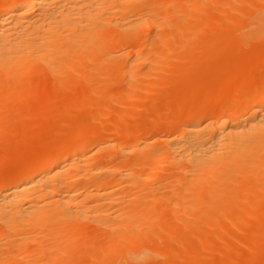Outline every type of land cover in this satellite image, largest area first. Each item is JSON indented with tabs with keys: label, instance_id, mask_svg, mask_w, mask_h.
I'll list each match as a JSON object with an SVG mask.
<instances>
[{
	"label": "bare ground",
	"instance_id": "1",
	"mask_svg": "<svg viewBox=\"0 0 264 264\" xmlns=\"http://www.w3.org/2000/svg\"><path fill=\"white\" fill-rule=\"evenodd\" d=\"M229 1L223 0L220 4L221 0H164L161 1V4H156L154 0H0V131L3 130L1 128L5 127L6 121L2 124L3 119H10L17 112L15 109L18 107L13 106L15 101H20L23 98L34 97L37 100L42 98L45 106L43 108L42 105L38 108L40 109L39 115L36 112L37 105L33 109L36 114H33V111L25 113L28 110L27 107L26 111L24 109L22 112L20 111V115H25L24 117L21 116L24 119L18 118L22 120V122L19 121L20 123H17L18 119L17 121L15 119L16 114L13 116L14 118H11L13 123L15 121L14 128H11L12 120H10L11 125L9 124L8 128H10V132L13 131L14 133H10L7 129L5 132L10 133L13 138L21 142H23L21 138L25 141V136L27 137L29 133L40 130L38 118L46 113L48 114L46 116L51 118L60 113L70 114L75 109L83 112L89 109L88 107L92 104L94 97L97 102L95 103L94 100L93 102L98 108L95 109L96 115L98 110L102 111L99 113V118H95V126L88 120L81 123L78 121L77 133L73 136L74 139L77 138V141L74 142L71 140L72 137L71 139L67 137V134L68 136L70 134L67 132L70 130L65 128L64 131H59L60 134L52 142L27 143L29 150L21 151L16 155L19 168L16 175L9 173V171L7 175L0 170V264H73L76 261V259L73 260L74 249L79 245L83 236L80 237L81 232L87 231V229L94 231L96 236L98 235L103 241V245L101 241V246L97 245L100 247L96 249L99 255H96L95 259L98 261H92L94 257H90L93 263L86 261L87 264L96 262L97 264H111L113 256L115 261L116 259L122 260L123 264H146L156 255L151 249L154 244L151 247L147 244L148 242L154 243L156 236L163 238L158 234L159 231L161 234L165 231L163 235L170 231L173 236H176L175 239L171 238V240L180 241L179 244L182 243L181 245L184 244L185 247L180 245L181 248L179 249L183 255L185 249L188 250L189 241L190 243L191 240L193 241L194 230H200L199 235L201 233L205 237V232L212 230L220 232L224 228L227 230L225 226L236 228L235 225L239 227L241 223H247L249 219L257 221L256 217L262 219L259 221L263 222L264 225L263 203L261 205V201L264 202V76L260 74L258 69L260 65L255 69V64H253L256 61L259 64L261 61L264 62V56L256 58L259 57L257 56L259 55L257 48L261 46L259 43H264V0H248L251 5L244 0H236L239 2L238 5L246 4L247 9L251 6V10L246 9L249 12L245 11L247 12L245 16L249 20L253 19L252 26L245 25L244 28L240 27V16L232 17L231 14H228L229 12L227 13L230 9L232 11L237 10L232 3L229 6L232 5L233 9L228 6ZM232 1L237 3L235 0ZM206 4L215 5V7H217L216 5L228 7V10L223 7L227 11L224 12V10L220 14H217L218 10L217 12L214 10L218 18L214 17L215 13L212 16L204 15L203 10L199 11L200 13L203 12L202 17L199 12L195 16L188 15L190 10L198 11L200 6H206ZM209 5L204 8L210 9L212 6L209 7ZM245 12L243 13L245 14ZM245 16L243 18L246 21ZM212 17L217 21V24L219 23L218 26L220 23L222 25L221 21L224 22L223 25L225 23L227 25L228 22L231 25L229 26L230 23H228V27L224 26V28L222 25V29L220 27L221 32H218L219 28L216 30V21H213ZM192 20L193 22H191ZM201 21H204V24L200 23L201 25H199ZM190 22L191 25L188 30V23ZM197 22L199 27H202L201 29H198ZM194 24H196V30L192 31L190 28H193ZM213 24L216 26L214 27ZM210 28H212V33H210ZM213 33H215L214 36ZM208 34L209 36L205 37ZM210 36H213L211 37L212 41ZM193 40L198 41L195 44ZM201 40L203 43H199ZM187 41L192 42V45H189ZM220 41L229 42L230 45L228 44L229 46L226 47L229 50L230 48L234 49L236 54L239 52L244 57L240 61V57L228 50L229 53L226 54L228 56L224 57L225 63L230 61V65L233 63V66L227 67L224 61L217 63L218 70H221L223 63L226 66L222 68L224 69L221 70L223 71L222 74H220L221 71H218L219 77L217 78L220 80L214 86L206 87L203 95L198 93L197 96H201L199 100L195 101L196 104H192L193 106L190 108H186L187 105L184 107L185 110L183 108L180 110L182 106L180 109L177 107L179 110L171 113L174 117L170 118L172 121L168 120L170 124L166 125L168 122H165L166 124L158 125L159 127L157 125L145 126L140 123V119H137V115L130 116V118L132 117L130 123L135 119L137 121L133 122L130 131L127 129L128 132H125L126 130L121 129L123 131L121 132L119 125L117 128L116 125H113L112 128L105 131L107 133L106 138L104 136L102 141H98V136H102L99 132V127H103L101 120L106 118L103 117L104 115L109 117L104 110V108H108L106 107L107 101L113 100L120 105H124L122 103L127 101L128 105L138 109L141 107L138 106L139 103L141 104V97L139 96L140 100L137 98V91L141 93L148 90L149 87L157 91L158 85L164 84V82L159 83V81L161 79L163 81L165 77L154 73L167 66H171L172 71L174 69V74L176 73L175 69L183 68L178 70L179 76L173 74L172 80L168 77L172 71H168L170 73L166 77L170 81L175 80L174 82L180 83L184 87H191L193 82H196L193 83L194 85L197 84L196 86H204L207 82L202 78H198L200 81L191 79L192 75H196L200 72L198 70L202 71L203 69L200 67L194 71L195 65L193 64L197 63L198 58L202 59V55L200 57L196 55L205 52L207 48L205 50L202 48L206 47L205 43H208L207 47L211 49L210 44ZM197 43L199 46L203 44L200 46L202 49ZM185 45L189 46L186 47ZM176 46L182 48L179 47L180 49L175 52ZM184 46L191 53L190 56L188 50L183 48ZM192 46L193 48H188ZM194 46H197L196 50L198 48L200 50H193L195 49ZM217 47L215 50L218 49ZM184 49L187 54L185 57L189 56L190 58L187 59H191L190 65L189 60L185 63L187 61V59L184 60L185 57H179V54H185L182 52ZM223 49H221L222 52ZM202 50L204 51L202 52ZM253 52H257V55L249 56ZM262 52L264 50L260 51V57L261 54L264 55ZM174 53H178V56L174 57L179 58H177L176 63L181 64H178L177 68L173 67L176 63L168 64L167 62ZM208 53L210 54V51L207 52L206 50L204 54ZM203 56L206 58L205 55ZM246 56H248L247 58L251 57L252 60L257 59L253 61V66L250 63L251 60L247 59ZM236 57L239 60L237 59L234 63L232 59ZM174 58L171 57V60H175ZM206 60L204 61L206 62ZM166 62L168 65H165ZM102 64H107V69L101 72L97 69ZM262 65L263 69L261 68V70H264V64ZM230 67L232 70L229 69ZM187 71L195 73L189 72L190 74H188ZM186 73L187 76H190L187 78L188 81L186 80ZM223 73L228 74L223 77ZM257 73L263 78L256 79ZM33 75L36 78H31ZM139 76H143L146 81H149L142 88L139 85L145 79L141 77L140 80H144L138 84L136 80L139 81L137 79ZM180 76H185V79L183 77L185 81L182 82ZM105 78L111 80V84L105 88L106 90L100 86L102 85L101 81ZM164 81L165 83L169 82L167 78ZM187 82L188 84H186ZM202 82L206 83L203 84ZM135 83L138 86H135ZM233 83H237V89L233 97L228 98ZM242 83H247L249 88L243 89ZM207 84L209 85L211 82L208 81ZM180 89L182 90V88ZM185 91L183 90V94H191L188 90ZM174 94L175 96L173 93L166 97L164 95L165 101L171 95L170 102L172 101L175 105L177 103L176 94L178 93ZM58 97L72 99L71 101L68 100L72 102V106H69L67 100H65L66 104L65 101L62 102L63 105L54 103L56 98V100H60ZM99 97L102 98L101 102H99L101 99ZM47 98L51 100V103L45 104ZM42 99L40 101H43ZM106 99L108 100L106 101ZM178 99L180 101L179 97ZM116 100L121 103L116 102ZM8 102L10 105L12 104V107L8 106ZM92 106L91 108H93ZM75 112L76 114L79 113L77 110ZM103 112L106 113L103 114ZM76 114L71 113V115ZM122 116L119 115L118 118L124 121L126 116L123 118ZM18 117L20 116L18 115ZM138 124V128L141 130L135 129L134 131L133 129ZM46 128L52 129L51 126H46ZM154 129L161 130L162 135L158 132L159 137L155 139L158 145H150L148 140ZM137 131L139 133L135 134ZM148 136V139H144ZM17 137L20 138L17 139ZM135 137L137 139L142 137L143 139L140 142H135ZM94 138L97 141H94ZM61 140L63 141L61 142ZM8 143L10 144V142ZM45 149H51L52 152L48 153ZM9 152L10 149L5 153L7 155L3 154V156L8 158ZM125 158L127 159L125 160ZM119 160L124 161L120 163ZM165 166L166 168L170 166V170L166 174L163 173L165 175L162 179L159 177L157 179V175ZM156 179L158 182L161 180V183H155L157 182ZM153 183H155L154 186H152ZM222 198L228 202L223 200V203ZM258 207H262L261 211ZM163 208L167 212L163 213ZM237 208L241 209L242 213L236 214V221L233 219L232 222L229 219L232 215L227 217L225 214H230L232 209L236 210ZM257 210L260 211L259 216H257ZM180 212L186 218L185 216L180 218L181 215L178 217ZM162 213L166 216L162 217ZM159 214L162 219H160ZM216 214H220L219 217L225 216L224 219H229V222H225L224 219L222 222ZM183 217L186 220H183ZM259 221L251 224L253 227L254 225L259 226L258 229H260L261 223ZM202 222L204 223L202 224ZM259 223L260 225H258ZM198 225L206 227L198 229ZM243 226L246 227L245 224ZM231 228L228 227L230 230L227 232L230 233ZM253 229L255 230V227ZM183 230L184 232H182ZM244 230L242 228V231ZM252 231L248 230L246 234ZM263 231L261 232L263 233ZM254 232L248 236L259 235L256 232L254 235ZM261 232H259V236L263 238L262 244H264V233ZM152 233L157 235L152 237ZM178 233L180 234L178 235ZM215 233H211L212 236L220 235L219 237H221L223 232L221 234ZM187 235L192 237L191 240L188 239V243L185 242L188 238L185 237ZM195 235L200 237L197 233ZM149 236L154 239H149ZM169 236L172 237L169 234L167 239ZM180 236L186 239L182 238L185 239L182 241ZM225 236L228 237V235ZM248 236L242 240L243 243L246 239L248 240L246 242L250 241L249 250L252 249L251 251L258 255L263 253L262 257L258 256V258L253 252L251 254L254 257L250 254H243L244 257L239 252L235 258L241 255V258H246V261L250 256L253 263H263L264 251L262 250L264 248L262 246L264 245L261 246L258 236V239H255L256 237L249 239ZM177 237L180 239L178 240ZM195 237L194 239H196ZM204 237L199 238L201 241L198 243L201 244H194L204 249L203 245L207 244ZM234 238L237 239L236 236ZM234 238L231 239L236 242L241 241V239L239 241ZM94 239H91L92 244ZM96 240L95 242H97ZM155 240L157 242L160 239ZM163 240L165 241L164 238ZM257 240L258 242H256ZM261 240L260 242H262ZM204 241L206 243H202ZM212 242L214 243L213 239ZM252 243L254 245L258 243L261 250L255 252L258 245L255 246L257 248L251 247V245L254 246ZM163 244L157 245L155 251L160 250L159 253L161 254ZM94 245L96 244L94 243ZM161 245L163 246L160 249L159 246ZM86 246L88 247V245ZM91 246L86 247L87 251L90 250ZM165 247L169 246L165 245ZM199 248L197 251L201 250ZM86 249L82 250L85 252ZM164 249L166 248H163V251ZM205 249L204 251H209V248ZM166 250L162 253L165 254ZM168 250L169 254L166 253L165 256L168 254L167 256L171 257L170 259L167 257L169 262L174 253L170 252V247ZM179 250L177 251L179 252ZM174 251L176 250L174 249ZM177 251L174 258L177 256ZM170 253L173 255L171 256ZM86 255L84 254L83 257ZM90 255H92L91 252ZM79 258H82V255L81 257L79 255ZM79 258L77 256V259ZM238 259H235L238 263H228L229 260H232L229 257L226 259L228 260L227 264L252 263L249 260L251 263L245 262L244 259H240V262ZM183 260L179 259L178 264L179 261L184 264L191 262V259L188 260L189 262ZM77 261L76 263L84 262L81 259ZM117 262L122 263L121 261Z\"/></svg>",
	"mask_w": 264,
	"mask_h": 264
},
{
	"label": "rangeland",
	"instance_id": "2",
	"mask_svg": "<svg viewBox=\"0 0 264 264\" xmlns=\"http://www.w3.org/2000/svg\"><path fill=\"white\" fill-rule=\"evenodd\" d=\"M154 1H156L155 3L156 4H161L164 0H161V1H159V0H154ZM158 1V2H157ZM222 1L223 0H221V2H220V4L222 3ZM229 1V0H228ZM236 1V0H235ZM237 2V1H236ZM244 2H248V0H244ZM230 3H232L233 5H234V7H236V11H232L231 9V11L230 10H228L226 7H224V6H221L220 7V5H216L217 7H215V5H209V4H206V6H208L209 5V7H211L210 9H205L204 7H206L205 5L204 6H200L197 10L198 11H195V12H193L194 10H190V12H188V15L189 16H195L196 14H197V12H199V11H201V10H203V12H205L204 13V15L205 14H207L208 16L210 15V16H212L213 15V13H215V15H214V17L215 18H218V16H217V14H220V12H223L225 9H227V10H225L224 12H226L227 11V13L228 14H231L230 16H240V18H241V21H240V27H243L244 28V26L246 25V26H252V22H253V19L251 20H249V18H246V13L247 12H249V11H247L248 9L249 10H251V6L247 9V5L245 4H242V5H238V3L239 2H237V3H235L234 1H232V0H230L229 1V4H228V6L230 5ZM241 3H243L242 1H241ZM250 5H251V3L250 2H248ZM214 6V7H213ZM232 6V5H231ZM231 6H229L230 8H232L233 9V6L231 7ZM249 6V5H248ZM219 7H220V9L221 8H223L222 9V11H220V9H219ZM215 8H217V9H215ZM247 9V10H246ZM217 12V10H218V13L216 14V12ZM212 11H214V12H212ZM245 11H247V12H245ZM202 12V13H203ZM243 12H245V14L243 13ZM202 13H200L199 12V15L202 17ZM233 13V14H232ZM202 14V15H201ZM206 15V16H207ZM172 16H174V14H172ZM205 16V17H206ZM245 16V19H247L246 21L244 20V17ZM204 17V18H205ZM214 17H212V19L214 18ZM220 17V16H219ZM236 18V17H235ZM238 19H240L239 17H237ZM242 18H243V22H244V24H242L243 22H242ZM193 19H196V17H193ZM197 19H198V17H197ZM206 19V18H205ZM204 19V20H205ZM203 20V19H202ZM198 21V20H197ZM200 21V20H199ZM213 21H216V20H214L213 19ZM224 21H226V20H224ZM191 22H193V20L191 21ZM191 22L190 23H188L189 24V26L187 27L188 28V30H189V27H190V25H191ZM204 21H201V22H199V25H201L202 23H203ZM222 22V25H223V21H221ZM227 22V21H226ZM194 23H196L195 22V20H194ZM201 23V24H200ZM228 23H230V22H228ZM228 23H227V25H226V23H225V25H223V28H224V26H227L228 27ZM204 24V23H203ZM210 24H212V22H210ZM215 24V23H214ZM214 24H213V26H214ZM219 24V23H218ZM218 24H217V21H216V25L218 26ZM187 25V24H186ZM195 25L196 24H194V27L192 28H190L192 31H194V30H196L195 29ZM199 25H198V22H197V26L199 27ZM215 25V26H216ZM221 25V23H220V26H214L215 28H216V30L219 28V30H218V32L220 31V27L222 26ZM231 25V23L229 24V26ZM203 26V25H202ZM248 26V27H249ZM213 27V28H214ZM197 28V27H196ZM202 28V27H201ZM200 27L198 28V29H201ZM242 28V29H243ZM212 28H210V33H212V30H211ZM221 29H222V27H221ZM215 30V29H214ZM216 30L214 31V32H216ZM224 30V29H223ZM222 30V31H223ZM221 32V31H220ZM214 34L215 33H213L212 35L214 36ZM209 36V34L207 35V36H205V37H208ZM213 36H210V40H211V37H213ZM205 39V38H204ZM204 39H203V41H204ZM200 40V39H199ZM129 41V40H128ZM194 41V40H193ZM198 41V40H197ZM197 41H194L193 43H195V42H197ZM206 41V40H205ZM207 41L209 42V40L207 39ZM212 41V40H211ZM188 43H189V41H187ZM191 42V41H190ZM188 43H186V44H188ZM199 43H203L202 42V40H201V42L199 41ZM211 43V42H210ZM209 43V44H210ZM218 43V44H217ZM222 43V44H221ZM223 43H224V45H223ZM227 43V42H226ZM225 42H216V43H212V44H210V46L209 47H211V49L210 48H208L207 47V44L205 43V48L204 47H202L204 50L206 49L207 50V52L208 51H210V54L208 53V54H204L205 52H206V50H205V52L203 53V54H197V52H196V56H199L200 57V55H202L201 57H202V59H197V63L199 62L200 63V66H199V63L197 64H193V65H195L194 66V71H196L198 68L200 69V67L201 68H203L202 69V71L201 70H198V72L200 73V75H199V73H197L196 75L194 74V75H192L191 76V79H194V80H196V79H198V78H202L204 81H206L207 83H208V81H210L211 82V84H207L206 82V84L205 83H203L204 81L203 80H201V81H203L202 83L203 84H205L204 86H201V85H199L200 83L197 81V83H199L198 85L199 86H196V85H194L193 83H196V82H193L192 83V88L194 87V89H195V91H194V89H192L190 86H188V87H184V86H181L182 84H180V83H177V82H174L175 80H173V82L172 81H170V79L172 80V78H174V76H173V71H174V69H173V71L170 69V67L171 66H167V67H165L164 69L162 68L161 69V71H157V73H154V74H158V75H160V76H162V77H165V78H163V81H162V79H161V81H159V83H162V82H164V84H162V85H158V90L157 91H155V90H153V88H148V90H146V91H144V92H141L140 93V91H137V98L140 100V98H139V96L141 97V104L139 103V105L138 106H141V107H138V109L136 108H134V107H131V105H128V102L126 101V100H124V101H126V102H124V103H122V104H124V105H120V104H117V103H115V101L113 102V100H111V102H110V100L109 101H107L108 99H106V101H107V106L106 107H108L107 109L106 108H104V110L108 113V115H109V117H107V116H103V117H106L105 119L103 118H101L102 120H101V123L103 124V127H101L100 125H101V123H100V127H99V132H101V134H102V136L100 135V136H98V141H100L101 139H104V136H105V138H106V136H107V133L105 132V131H107L108 129H110V128H112L113 127V125L115 126L116 125V128L118 127L117 125H119V128H120V131H121V129L122 130H126L125 132H128V131H130L131 129H130V127H132V125H133V122H137L136 121V119H135V121L134 120H132L131 122L132 123H130V120H131V118L132 117H134L135 115H137V119H140L139 121H140V123H142L143 125H145V126H154V125H157V127H159L158 125H162L163 126V124L166 122H168V120H170V121H172V119H170V118H174V117H172V115L173 114H171L173 111H176V110H179L180 109V107H181V109L180 110H182V108L184 109V107H186L187 105V107L186 108H190L191 106H193L194 104H196L195 103V101H197V100H199L200 99V96H197L198 95V93L199 94H202L203 95V91H204V89L207 87V88H209V87H212V86H214L216 83H217V81L218 80H220V79H218L217 77H219L218 75H219V72L218 71H221V70H224V69H222V68H224V66H225V58L224 57H227L226 56V54L227 53H229V51H230V53H232V51L234 52V54H236L235 52L236 51H234V49H231L230 48V50H229V48H227L226 46H229L230 45V43L228 42L227 44H226ZM196 44V43H195ZM194 44V45H195ZM229 44V45H228ZM261 46H258V48L260 47L261 48V50H260V48L258 49L257 48V50L259 51V55H257V52L256 53H252V54H254L253 56H252V54H249V56L251 55V57H254V56H259V57H256V58H262L264 55L263 54H261L262 56L260 57V51H263L264 50V43H259ZM189 45H192V42L191 43H189ZM189 45H185L186 47L187 46H189ZM197 45H198V43H197ZM203 45V44H202ZM202 45H200V46H202ZM220 45V46H219ZM175 46V45H174ZM185 46L183 47V48H185ZM199 46V45H198ZM199 46V47H200ZM218 46V47H217ZM177 47V49L175 48V52H177L178 51V49H180V48H182V47H180V46H176ZM180 47V48H179ZM197 47V46H196ZM195 46H194V48L195 49H193V50H196L197 48H196ZM216 47L218 48L217 50H215L216 49ZM222 47H224V48H226V49H223ZM188 48H193V46L192 47H188ZM201 47H200V49H202ZM185 49H187V48H185ZM184 49V50H185ZM199 48H198V50H196V51H199L200 50ZM221 49H223V52H222V50ZM174 50V49H173ZM184 50H182V52L183 53H185L184 55L182 54H179V57H185V56H187V54H186V50H185V52H184ZM188 50V49H187ZM204 50H202V52L204 51ZM225 50V51H224ZM229 50V51H228ZM242 51V50H241ZM240 51V52H241ZM174 52V51H173ZM172 52V53H173ZM190 52H192V51H190ZM193 52H195V51H193ZM192 52V53H193ZM202 52H200V53H202ZM239 52H237V54H236V56L237 57H240V61H242L241 60V58H243L241 55V53H239ZM262 53H264V52H262ZM177 54V55H176ZM174 55V56H173ZM172 56H170V60L169 61H171V62H169V61H167L168 62V64H170V63H173V64H175L176 63V61H178L177 60V58L178 57H176V58H174L175 56H178V53H174ZM181 55V56H180ZM188 55L190 56L191 55V53H189V50H188ZM203 55H205V57L206 58H204V56ZM209 56V58H208V56ZM233 55V54H232ZM239 55V56H238ZM188 56V57H189ZM235 56V55H234ZM171 57L172 58H174L175 60H171ZM182 57V58H183ZM187 57V58H188ZM192 57V56H191ZM230 57H232V58H234L233 56H230ZM230 57H228L229 59H230ZM235 58V59H232V61L234 62V61H237V59L238 58ZM248 56H246V58H247ZM247 58V59H250L251 61H250V63L252 64L253 63V61H255V60H257V59H255V60H252V58ZM186 57H185V61H186V59H187ZM190 58V57H189ZM179 59V58H178ZM193 59H194V57H193ZM196 59V58H195ZM206 59H209V60H206ZM227 59V58H226ZM181 60V59H180ZM179 60V62H181ZM188 60L189 59H187V61L185 62V63H187L188 62ZM191 60V59H190ZM189 60V65H190V63H191V61ZM201 60V61H200ZM204 60H206V62L204 61ZM231 60V59H230ZM239 60V59H238ZM258 60H260V59H258ZM202 61H204V62H202ZM208 61V62H207ZM210 61V62H209ZM224 61V63H223V67L221 68V70H218V68H217V63H222ZM261 61V60H260ZM264 61V60H263ZM167 62L165 63V65L167 64ZM192 62H196V61H192ZM248 62V61H247ZM257 62L258 61H256V63H253V64H255V69H257L256 67H258L259 65H260V67H258V69H259V71H260V74H262V76H264V70H261V68H262V64H264V62L262 63V61L260 62L261 64H259V62H258V64H257ZM185 63H184V65H185ZM235 63V62H234ZM249 63V64H250ZM167 64V65H168ZM178 64H180V63H176V65H174L173 67H175V68H177V65ZM253 64H252V66H253ZM181 65V64H180ZM179 65V66H180ZM183 65V64H182ZM188 65V64H187ZM188 65V66H189ZM196 65H198V66H196ZM229 65H230V61L226 64V66L227 67H229ZM257 65V66H256ZM262 65V66H261ZM179 66H178V68H179ZM188 66H185L186 68L188 67ZM221 66H222V64H221ZM225 66V67H226ZM230 66H233V63H232V65H230ZM98 67V66H97ZM181 67V66H180ZM184 67V66H183ZM218 67H220V66H218ZM197 68V69H196ZM97 69V68H96ZM107 69V64H102V66H100L99 65V67H98V69L97 70H99V71H104V70H106ZM183 68L181 67L180 69H175L176 70V75L175 76H179L178 75V70H182ZM193 69V68H192ZM229 69H231L232 70V68L230 67ZM252 69H253V67H252ZM263 69V68H262ZM172 72H171V71ZM188 70V69H187ZM190 70V69H189ZM231 70H230V72H231ZM168 71H170L171 72V75L170 76H168V77H166L169 73H168ZM192 71V70H191ZM175 72V71H174ZM188 72V74H190V73H192V72H190V71H187ZM190 72V73H189ZM222 72L223 71H221V73L220 74H222ZM225 72H227V70H225ZM253 72H254V70H253ZM193 73H195V72H193ZM192 73V74H193ZM228 73H229V71H228ZM227 73V74H228ZM255 73V72H254ZM226 73L224 74L223 73V77H224V75H227ZM258 74L259 73H257V76H258ZM254 75V74H253ZM160 76H158V77H160ZM171 76H173V77H171ZM185 76H187V73L185 74ZM185 76H180V77H182V78H180V79H182V82L183 81H185L184 79H185ZM142 78H144L145 79V77H143V76H141ZM141 77L139 76L137 79H139V81H137L136 80V82H138V84H139V82H140V84L143 82V80L144 79H142V81L140 80L141 79ZM183 77H184V79H183ZM188 77H190V76H187L186 77V80L188 81ZM222 77V76H221ZM222 77V78H223ZM263 78V77H261V76H258L256 79H260V78ZM31 78H36V76L35 75H33V76H31ZM155 78H157V77H155ZM166 78L169 80V82H172V83H169L168 81H166V82H168V83H165V81H164V79L166 80ZM178 78V77H177ZM157 79H159V78H157ZM156 79V80H157ZM155 80V79H154ZM189 80H190V78H189ZM199 80V79H198ZM35 81H36V79H35ZM35 81H33L34 83H35ZM103 81V82H102ZM101 81V83H102V85H100V86H103V89H105L107 86H110V84H111V80L109 81V78H105V79H103ZM178 81V80H177ZM181 81V80H180ZM179 81V82H180ZM192 81V80H191ZM200 81V80H199ZM216 81V82H215ZM149 81L147 80L146 81V79L144 80V82L141 84V85H139V87L140 88H142V87H144L146 84L145 83H148ZM190 83V82H189ZM109 84V85H108ZM186 84H188V82L186 83ZM123 85V84H122ZM137 85V83H135V86ZM144 85V86H143ZM184 85H185V83H184ZM189 85H191V84H189ZM208 85V86H207ZM138 86V85H137ZM123 87H125V86H123ZM242 87H243V89H248L249 88V85H247V83H242ZM46 88H48V87H46ZM108 88H110V87H108ZM180 88H182V90L180 89ZM186 88V89H185ZM189 88V89H188ZM190 88H191V90H190ZM157 89V88H156ZM236 89H237V83H233L232 85H231V88H230V91H229V94H228V98H232L233 97V95H234V93H235V91H236ZM106 90V89H105ZM153 90V91H152ZM183 90H186L185 92H187V90H188V92H191V94L190 93H185V94H183ZM141 91H143V90H141ZM181 91H182V93H181ZM37 93V92H36ZM139 93V94H138ZM172 94L173 93V95L175 96V94L174 93H178V94H176L177 96V103L175 104V105H177L176 106V108H175V105H174V103H172V101L170 102V98H172L171 97V95H170V97L167 99V101H165L166 99L164 98V95H165V97L166 96H169L168 94ZM190 94V95H189ZM193 95V96H192ZM108 96V95H107ZM106 96V97H107ZM106 97H104V98H106ZM178 97L180 98V101H178L179 99H178ZM196 97V98H195ZM37 98V97H36ZM59 98V97H58ZM99 98H101V97H99ZM108 98H109V96H108ZM164 98V99H163ZM174 98V100H175V97H173ZM198 98V99H197ZM32 99V100H31ZM38 99H40L39 97H38ZM42 99V98H41ZM40 99V100H41ZM57 99V98H56ZM55 99V102L54 103H56V104H58V105H63L64 103H62V102H64L65 100H67V102H69V101H71L72 99H70V98H59L60 100H56ZM98 99V98H97ZM196 99V100H195ZM40 100H37V99H34V97L33 98H28V99H20V101L18 100L17 102L15 101V104H13V106L15 107V108H17V109H15L17 112L15 113L16 115H17V117L15 116V114H13L12 115V117L13 116H15V119H16V121H17V119L18 118H22V117H24L23 115H20V111L22 112L23 111V109H24V111H26V109L28 108V110L25 112V113H28V111H33L32 113L33 114H36V112H38V114L37 115H39V111H40V109H38V108H40L43 104H44V100L43 101H40ZM48 98L45 100V104H48V102L49 103H51V100H48ZM69 100V101H68ZM93 100L95 101L96 100V98L94 97L93 99H92V104L88 107L89 109H86L85 111H83L82 112V110L79 112V110L78 109H75V110H77V112H79L78 114H76V112H75V110H74V112H70V114H57V115H55V116H53V117H49V116H46V114L45 113H43V114H45V115H43V116H39L40 118H38L39 119V123H40V130H38V131H36V132H31V133H29L28 135H27V137L25 136V141H24V139L23 138H21L22 140H23V142H21V141H18V140H16V138H13L12 136H11V134L10 133H12V132H10V128H8V125L10 124L11 125V123H12V127L11 128H14L13 127V124H15V121H14V123H13V120L10 118V119H8V118H5V119H3V123L2 124H4V122L6 121V123H8L7 124V126H6V123L4 124V126L6 127H4V126H2V127H4V128H1V129H3L4 130V133H2L3 132V130H1L0 131V170H1V172H3V173H6L7 175H8V171H9V173H11V174H13V175H16V173H17V170L19 169L18 168V161L16 162V159H18L17 157H16V155L20 152L21 153V151H26V150H29V145H27V143L29 144V143H33V142H41V141H46V142H52V140H54V138L55 137H57L58 136V134H60V132L59 131H64V129L65 128H67V129H69L70 131L69 132H67V131H65V132H67V133H70L69 134V136H68V134H67V137H70V139H71V137H72V139L71 140H73L74 142H75V140L77 139L76 137V139H74V135H75V133H77V128L78 127H76V126H78V124L77 123H81V122H84L85 120H88L89 122H92L91 124L93 125V126H95L94 125V122H95V118H99V113H101L102 111H97V115H98V117H97V115H96V111H95V109L97 110L98 108L97 107H95V103L97 102V101H95V103L93 102ZM102 101V98L101 99H99V102H101ZM43 102V103H42ZM116 102H118L117 100H116ZM137 102V101H136ZM194 102V103H193ZM199 102V101H198ZM11 103V102H10ZM14 103V102H13ZM16 103H17V105H16ZM109 103V104H108ZM118 103H121V102H118ZM39 104H41L40 106H39ZM65 104H66V101H65ZM69 104V106L71 105L72 106V102H69L68 103ZM67 104V105H68ZM94 104V105H93ZM193 104V105H192ZM12 105V104H11ZM10 104H9V102H8V106L9 107H12ZM16 105V106H15ZM36 105H37V108H36ZM93 105V106H92ZM179 105V106H178ZM44 106L45 105H43V108H44ZM91 106L93 107V108H91ZM135 106V105H134ZM8 107V108H9ZM27 107V108H26ZM29 107H33V108H29ZM37 109L36 110V112H35V110H33V109H35V108ZM136 107V106H135ZM10 110H11V108H9ZM14 109V108H13ZM19 109V110H18ZM30 109V110H29ZM175 109V110H174ZM100 110H103V109H100ZM103 110V111H104ZM185 110V109H184ZM30 112V113H31ZM35 112V113H34ZM45 112V111H44ZM106 112H103V114L104 113H106ZM177 112V111H176ZM24 113V112H23ZM71 113H75L76 115H71ZM163 113V114H162ZM164 113H165V115H164ZM175 113V112H174ZM18 115L20 116V117H18ZM48 115V114H47ZM119 115L121 116V115H123L122 116V118L124 117V116H126L123 120L124 121H122V120H120V118H118L119 117ZM163 115V116H162ZM22 116V117H21ZM44 116H46V117H44ZM130 116H132L131 118H130ZM14 118V117H13ZM108 118V119H107ZM6 119H8V120H6ZM14 119V120H15ZM22 119H24V118H22ZM10 120H12V122L10 123ZM82 120V121H81ZM104 120V121H103ZM22 122V120L21 119H18V122L17 123H20V122ZM45 121H48V122H45ZM79 121V122H78ZM47 123H49L48 125H46ZM165 123V124H166ZM77 124V125H76ZM168 124H170V122H168L166 125H168ZM80 125V124H79ZM142 125V126H143ZM41 126H43V127H41ZM46 126H51L52 127V129H47L46 128ZM140 126H141V124H140ZM139 127V124H138V126H136L133 130L135 131V129L136 130H138V129H140V128H138ZM144 127V126H143ZM157 127H155L156 129H159V128H157ZM102 128V129H101ZM107 128V129H106ZM5 129H7V131L9 130V132L10 133H6L5 131ZM127 129H129L128 131H127ZM156 129H154L152 132H153V134H150V138H149V136L148 137H144V139L146 138V139H148L149 141H150V145L151 144H154V145H158L157 143H156V141H155V139H156V137H159V133L158 132H160L159 130L157 131ZM102 130H104V131H102ZM141 130V129H140ZM139 130V131H140ZM121 132H123V131H121ZM151 132V133H152ZM14 133V132H13ZM62 133V132H61ZM139 132L137 131V133L135 132V134H138ZM160 134H161V132H160ZM13 135V134H12ZM17 135V134H16ZM65 135H66V133H65ZM140 135V134H139ZM152 135V136H151ZM162 135V134H161ZM62 136V135H61ZM136 136V135H135ZM140 136H142V135H140ZM12 137V138H11ZM64 137V136H63ZM62 137V138H63ZM95 137V136H94ZM154 137V138H153ZM11 138V139H10ZM18 138H20V137H17V139ZM61 138V139H62ZM97 138V137H96ZM96 138H94V141H97V139ZM136 139H137V137H135ZM20 139V140H21ZM79 139V138H78ZM93 139V138H92ZM135 139V142L136 141H139L140 142V140L141 139H143L142 137H141V139H139V137H138V139L136 140ZM48 140V141H47ZM59 140V139H58ZM63 140H61V142H62ZM77 141V140H76ZM102 141V140H101ZM133 141H134V139H133ZM132 141V143H135V142H133ZM8 142H10V144H11V146H10V144L8 143ZM60 141H58V143H59ZM60 142V143H61ZM154 142V143H153ZM131 143V142H130ZM9 145V146H8ZM8 147H10V148H8ZM8 149H10V152L8 153V158L6 157V156H3V154L4 155H7V154H5L6 152H8ZM45 151L46 152H52L51 151V149H45ZM16 157V158H15ZM21 157H22V155H21ZM22 158H24V157H22ZM22 158H20L21 160H23ZM127 158H125V160H126ZM120 161V163H121V161L122 160H119ZM118 161V162H119ZM124 161V160H123ZM122 161V162H123ZM168 167V166H167ZM170 170V166L168 167V168H166V166L165 167H163V169L159 172V174L157 175V179H158V177H159V179H162V177L166 174V172L167 171H169ZM163 173H165V174H163ZM155 180V181H157V182H155V183H157V184H159V182L161 183V180L158 182V180ZM155 183H153V185L152 186H154L155 185ZM151 186V185H150ZM263 197H264V195H263ZM228 199V198H227ZM264 199V198H263ZM223 200H225V201H227L228 202V200H226L225 198H222V200L221 201H223ZM223 203H224V201H223ZM262 203H263V205H262ZM228 204V203H227ZM261 205L263 206V209H264V202H262L261 201ZM258 209L260 210V209H262V207L260 208V207H258ZM233 211H231V213L230 214H225L227 217H230L231 215L233 216H231L229 219H231L232 220V222H233V219H235V215L237 214H240V213H242V211H240L241 209H239V208H237L236 210L235 209H232ZM162 211H163V213H165V211L166 210H164V208L162 209ZM161 211V212H162ZM258 211V210H257ZM261 211V210H260ZM260 211H258V212H256V213H258V215L257 216H259V214H260ZM167 212V211H166ZM163 213L161 214L162 215V217L163 216H166V214H164L163 215ZM161 215L159 214V217H161ZM179 215H181L180 216V218H182V216H185L184 214L182 215V212H180L179 214H178V217H179ZM220 215V214H219ZM219 215H217L216 214V216L218 217V218H221L220 220L222 221L223 219H224V217L223 216H220L219 217ZM240 216V215H239ZM158 217V218H159ZM162 217L160 218V219H162ZM223 217V218H222ZM185 218H186V216H185ZM184 217H183V220L185 219ZM257 218V221H259V220H261L262 221V219H260L259 217H256ZM259 218V219H258ZM226 219V218H225ZM224 219V221L226 222V221H228L229 222V219H226L225 220ZM186 220V219H185ZM253 219H249L248 221H250V222H248L247 221V223H244L245 224V226L246 227H244L243 225V223H241L240 225L237 223V222H235V223H237V225H239V227L238 226H236L235 224V226L234 227H236V228H231L230 226H225L226 228H227V230H225V228H224V230H222V231H216V230H212V231H208V232H205V237H204V234H201L200 233V235H199V231L200 230H194L193 231V234L192 233H190V234H192V236H193V241L191 240V238L192 237H190L189 235H187V236H185L186 238H187V240L185 241V242H187L188 243V241L189 240H191V243H190V241H189V243L186 245L187 247H188V250L187 249H185V248H183V247H185V246H183V245H181V244H179L180 243V241L178 242L177 240H173V239H175L176 238V236H173L172 234H171V232L170 231H167V233H166V235H163V233L165 232V231H163V233L161 234V232L159 231L158 232V234L159 235H161L164 239H165V241L166 240H168V239H170L171 240V238H173L171 241L170 240H168V241H164L163 240V238L161 239V238H157V236L156 237H154L155 235H157V234H155V235H153V233H152V237H154L155 239H160V240H158L157 242H160L161 244H163L164 245V247H162L163 245H161V246H159L160 247V249H161V247H162V252H164L166 249L168 250L169 249V247H170V252L172 253H174V255L173 254H171V256L173 255V258H172V260H169V262H168V260H167V257H169L168 259H170L171 257L170 256H167L169 253L167 252V250H166V253H168L166 256H165V254H163L162 252H161V254L159 253V251H155V249H156V246L157 245H159V244H156L157 242H156V240L154 239V243H149L148 242V244L147 245H150V247L151 246H153V244H154V247H151V249H153V251L155 252V256H154V258L152 259V260H149L146 264H178V260L179 259H184V257H186V256H188V257H186L183 261H186V262H189L188 260H190L191 262H189V263H187V264H213V263H215V262H218L217 264H224V262H225V264H227V262H228V260H226L227 258L229 259V257L230 258H232V260H233V262H232V260H229V262L228 263H234V262H236V263H238L236 260L240 257V259H244V255L245 254H247V255H249L250 254V256L252 255L253 256V254H255L253 251H251V250H249V246H250V241L249 242H246V241H248L247 239L245 240V243H247L248 244V246H246L245 245V243H243L244 241H242V240H244L250 233H252V232H254L255 230V232H256V234L258 233L259 235H260V233L259 232H261L262 230H264V228H261L262 226H264L262 223L263 222H261V221H259L260 223H261V226H260V229H258V227L257 226H255L254 225V227H255V230L253 229L254 227H253V225L252 224H254L255 222H257V221H255V220H253ZM264 220V219H263ZM158 221V220H157ZM224 221H222V222H224ZM235 221H236V219H235ZM159 222V221H158ZM158 222H156V223H158ZM198 223V222H197ZM204 222H202V224H203ZM240 223V222H239ZM252 223V224H251ZM260 223L258 224V225H260ZM195 224V223H194ZM193 224V225H194ZM242 225V226H241ZM197 226V225H196ZM201 225H198V229L199 228H205L206 226H204V225H202L201 227H200ZM156 227V226H155ZM192 227V226H191ZM228 227L229 228H231V231H230V233L229 232H227V231H229L230 229H228ZM237 227H238V229H237ZM250 227V228H249ZM257 227V228H256ZM242 228H243V230L244 231H242ZM157 229H159L158 227H157ZM253 231H252V230ZM166 230V229H165ZM185 231H186V228L184 229ZM184 230L182 231V232H184ZM188 230V229H187ZM192 230V229H191ZM233 230H235V231H233ZM248 230H250V231H252V232H250L249 234H246L247 232H248ZM91 231V233H88V232H90ZM162 231V230H161ZM217 233L218 232V234L220 233H222V235L224 236H222L221 235V237H219V236H216V237H218V238H220L219 240H218V238L216 239V237L215 236H212V234L213 233H215V232ZM190 232H192V231H190ZM194 232H196L197 233V235L198 236H200L199 238H203L204 237V239H205V241H207V244L206 245H203L204 247V249H205V247H206V249H208L209 248V251L208 250H206V251H208V252H206V251H204V249H202L201 248V246H200V248H201V250L199 251L200 252V254H199V256H198V251H197V249L199 248V247H197L198 245H195L196 243H198L199 241H201V239H199L195 234L196 233H194ZM255 232H254V235H255ZM82 233H84V234H82ZM155 233V232H154ZM212 233V234H211ZM215 233V234H216ZM226 233V234H225ZM235 233V234H234ZM262 233V232H261ZM263 233H264V231H263ZM262 233V234H263ZM92 234V235H91ZM171 235L172 237H170L169 236V238L167 239V236L168 235ZM180 233H178V235H179ZM182 234H184V233H182ZM181 234V235H182ZM207 234H208V237H206L207 236ZM214 234V235H215ZM237 237V239L236 238H234L235 236ZM81 235H83L82 237H81ZM87 235H89V236H87ZM176 235V234H175ZM211 235V237H209ZM225 235H228V237L227 236H225ZM247 235V236H246ZM259 235H257L258 236V238H257V236H250V237H252V238H254V237H256L255 239H258L259 240V243H261V246L262 245H264V244H262L263 243V238H262V240H261V238H260V236ZM264 235V234H263ZM95 236V237H94ZM151 236H149L150 238L149 239H152V237ZM196 236V237H195ZM80 237H81V239H80V243H79V245L74 249V255L76 256H74V258H73V260H75L76 259V261L78 260L79 261V259H81V260H84V262H81V261H77L78 263H76V261H75V263L76 264H87V263H89V261H91L90 260V257L91 258H93V260L92 261H95V260H97V259H95L99 254L96 252L97 250L96 249H98V247H97V245L99 244H101L102 243V245H103V241L100 239V237H98V235L96 236V234H95V232L94 231H92V230H89V229H87V231L85 230L84 232L82 231L81 232V234H80ZM166 237V238H165ZM175 237V238H174ZM185 237H182V236H180V238H181V240L182 241H184L186 238ZM190 237V238H189ZM194 237L196 238V239H194ZM215 239H214V238ZM229 237H231V238H234V239H236V240H239L240 241V239H241V241L240 242H236V241H234L233 239H231V238H229ZM249 237V236H248ZM250 237H249V239H250ZM264 237V236H263ZM87 238H88V241H87ZM93 238H95L94 240H93V242L96 244V245H94V243L92 244V241H91V239H93ZM179 237H177V239L179 240L180 239ZM182 238H185V239H182ZM199 240H198V239ZM209 240H208V239ZM223 238H224V240H223ZM97 239V240H96ZM99 239V240H98ZM152 239V240H153ZM189 239V240H188ZM212 239H213V241H214V243L212 242ZM95 240L97 241V242H95ZM164 242H163V241ZM196 240V241H195ZM203 240V239H202ZM218 240V241H217ZM221 240V241H220ZM252 240V239H251ZM258 240L256 241V242H258ZM260 240L262 241V242H260ZM82 241V242H81ZM86 241V242H85ZM91 241V242H90ZM100 241H101V243H100ZM170 241V242H169ZM175 243H174V242ZM181 241V242H182ZM202 242V243H206V242ZM216 241V242H215ZM99 242V243H98ZM150 242H151V240H150ZM172 242V243H171ZM83 243V244H82ZM184 243V242H183ZM195 243V244H194ZM223 243V244H222ZM89 244H91L92 246H93V248H92V246L91 245H89ZM156 244V245H155ZM198 244H201V243H198ZM209 244H210V246H209ZM253 244V243H252ZM86 245H88V247L89 246H91V248H90V250L89 251H87L88 249H86ZM165 245L167 246H169V247H165ZM180 245L181 246H183L182 248L183 249H185V252H184V254L182 255V251L181 250H179L181 247H180ZM254 245V244H253ZM256 245H258V243L256 244L255 243V245L254 246H252L251 245V247H255ZM101 246V245H100ZM190 246V247H189ZM81 247H82V249H86V251L85 252H87V253H85L82 249H81ZM87 247V248H88ZM179 247V248H178ZM193 247V248H192ZM258 247V249H256L255 250V252H258V250L261 248V247H259V245L257 246ZM257 247H255V248H257ZM100 248V247H99ZM163 248H166V249H164V251H163ZM199 248V249H200ZM262 248H264V246H262ZM78 249V250H77ZM94 249V250H93ZM150 249V248H149ZM174 249L177 251V250H179V252L177 251V256H176V258H174V256L176 255V251H174ZM182 249V250H183ZM211 249V250H210ZM213 249V250H212ZM80 250H82V251H80ZM203 250V251H202ZM261 250V249H260ZM79 252V254H78V252ZM99 251V250H98ZM169 251V250H168ZM184 251V250H183ZM188 251V252H187ZM193 251V252H192ZM197 251V254L195 253ZM262 251H264V249L262 250ZM262 251H261V253H262ZM90 252H91V254L93 255H90ZM93 252H96V253H93ZM157 252V253H156ZM205 252V253H204ZM240 252V254L242 255V256H244V257H242L241 258V255L238 257V258H235V256H238L239 253ZM244 252V253H243ZM246 252V253H245ZM251 252H253V254H251ZM77 253V254H76ZM195 253V254H194ZM84 254H87L86 256H84L83 257V255ZM178 254H179V256H178ZM182 256H181V255ZM202 254V255H201ZM203 254H205V255H203ZM207 254V255H206ZM244 254V255H243ZM259 254H260V251H259ZM263 254V253H262ZM261 254V255H262ZM79 255H80V257H81V255H82V258H79ZM95 255V256H94ZM97 255V256H96ZM185 255V256H184ZM210 255V256H209ZM247 255H246V257H247ZM255 255H257V257L258 256H260V258L262 257L261 255H258L257 253L255 254ZM77 256H78V258L79 259H77ZM89 256V257H88ZM191 256H194V258H191ZM195 256H197L196 258H195ZM206 258H204V257ZM207 256H208V258H207ZM232 256H234V257H232ZM249 256V258H247V260L246 261H251V257ZM165 257H166V259H165ZM180 257V258H179ZM254 257V256H253ZM83 258H85V259H83ZM179 258V259H178ZM234 258V259H233ZM259 258V257H258ZM87 259V260H86ZM112 263L113 262H116L115 264H120L119 262H117V261H121L122 262V260H119V259H116V261H115V257L113 256L112 257ZM174 259H176V260H174ZM223 259V260H222ZM236 259V260H235ZM240 259H238V261H240L241 262V260ZM246 259V258H245ZM245 259H244V261H245ZM263 259H264V256H263ZM220 260V261H219ZM225 260V261H224ZM235 260V261H234ZM259 260V259H258ZM262 260V259H261ZM260 260V261H261ZM86 261H88L87 263H86ZM91 261V262H92ZM98 261V260H97ZM171 261V262H170ZM175 261V262H174ZM177 261V262H176ZM224 261V262H223ZM244 261H243V263H244ZM245 261V262H246ZM248 261V262H249ZM74 262V261H73ZM90 262V263H91ZM182 262V261H181ZM239 262V263H240ZM252 262V261H251ZM251 262H249V263H251ZM263 263H260V264H264V260L262 261ZM75 263H73V264H75ZM93 263V262H92ZM111 263V264H112ZM126 263V262H125ZM253 263V262H252ZM251 263V264H252ZM258 262H256V264H257ZM94 264H97V262L96 263H94ZM121 264H123V262L121 263ZM179 264H184V263H180V261H179ZM240 264H242V262L240 263ZM246 264H247V262H246ZM253 264H255V263H253Z\"/></svg>",
	"mask_w": 264,
	"mask_h": 264
}]
</instances>
